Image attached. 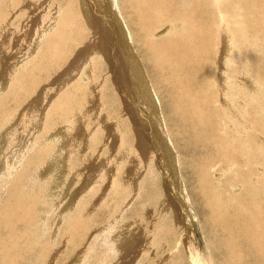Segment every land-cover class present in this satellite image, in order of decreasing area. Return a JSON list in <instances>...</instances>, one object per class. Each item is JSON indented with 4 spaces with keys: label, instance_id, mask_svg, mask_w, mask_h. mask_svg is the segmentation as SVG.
Instances as JSON below:
<instances>
[{
    "label": "rangeland",
    "instance_id": "rangeland-1",
    "mask_svg": "<svg viewBox=\"0 0 264 264\" xmlns=\"http://www.w3.org/2000/svg\"><path fill=\"white\" fill-rule=\"evenodd\" d=\"M12 1H14L16 5L14 6L15 8L13 9L14 11H12V13L10 11H8L9 13L6 12L7 19L5 20L7 21L5 24L7 25V27L6 25H4L7 28L6 33L4 35V33L0 32V35L2 37L4 36L3 38L0 37V98L9 96L11 93L10 90H13L15 86L17 88L20 87L19 89H21L22 87L23 89L24 86L26 87L27 85L25 89L29 88L30 90L27 89L29 93L27 91H25V93H22L24 91H21L19 94V98L22 99L25 97L24 95L27 94L23 101L19 99V102H23L21 103V105L24 104L23 106H20V108H22L20 109V111L17 112L16 109L11 110V107H16L15 102H12L11 107H5V110L8 112V114H10L6 117V125L7 123H9V125H5L6 127H9V130L2 129L3 131H0V134L2 133L0 136V216H2L3 212L6 211L5 209L6 207H8L7 204H9L7 203L8 201L12 202L14 199H16L17 201L15 200L13 202H19L16 196L14 197V195H12L13 193L18 195V198L21 197L19 199L21 201H23V197L26 198V196L28 197L29 194H32V199H35V202L33 200V204H35V207L32 206V209L34 210L29 211L28 214L23 213V211H20V213L16 214V216L19 215V218H17V221L11 223L12 226L15 223L13 229L15 228L16 223H19L18 219L23 223L20 222L16 226L17 229H15L12 234L11 232L13 229H10V227H8V231L0 227V235L4 240V245L7 243L6 245L8 246L10 243L15 241V238L12 241V236H14V233H17L16 235H18V238H16L17 242H15L17 244L12 243V246L10 244L7 247V249L10 250L9 256L7 254V259L5 257L4 263L0 262V264H6L5 262H8L7 264H198L194 261L195 256H201L202 253L204 254L203 260L207 262H200L199 264H208L209 261L212 264H227L226 262H228V260L225 249L220 248L217 243V237L215 238V235L213 233L212 235L210 232L211 230L209 224L207 223L208 215L204 210L206 209V206L204 207L203 205H201L203 203L201 202L200 198H198L197 201L194 192V185H196L199 177V173L197 172L199 171L198 167L202 162V160L198 158L200 150L196 146H192L193 149L191 147L188 148L187 145L184 144L179 137L174 139L172 138L173 135H170L169 131L171 129H174L172 128L173 126L169 127L165 111H163L164 106L161 99L163 96V87L160 82L156 81L154 69L150 65L146 64L143 60L145 59V55L146 53H148V51L142 48V44L138 40L139 36L136 35V32H133V40L138 49L137 50L135 47L136 54L138 56L142 71L145 74L146 78H148V85H151L149 86L150 91L156 97L157 110H160L161 115L159 111L158 113L160 115L161 121L164 123L162 125L163 130L165 128L164 133L161 127L156 128L158 138L152 136L154 127V125L152 124L153 118L149 115L150 113L147 110L146 103L141 102L139 99L144 98V96H140L139 94H137L139 90L135 89L133 78L134 76L130 72L131 66L129 62H127V59H125V57L118 56L117 61L121 62L120 64H118L113 56V51H117L124 56L125 54L119 49L120 41L118 43L115 32L117 31V20L112 13L111 15L113 21H108L106 17L110 15V12L108 10L105 11L106 9L103 8L100 9L99 4L97 6L93 2V0H87L88 11L91 17L92 15L101 16L99 23L91 27L87 22V26L86 24H84L81 27L82 32L85 35H83L81 38H78L77 40L74 39V41H72V43H70L69 45H65L67 48H65V46H62L61 44H59L60 42H58L59 45H57L56 48V41H52V34H55V32L58 30V26L56 29L55 26L60 22L58 20H62V16H64L63 14L66 8L64 3H62L60 0H18V2L17 0ZM118 2L123 15L126 16L130 11V8H128V6L124 3V0H118ZM52 13H54L53 15L55 16H51ZM42 15H45V18L42 17ZM164 17L172 18V15L167 14ZM119 18H121V20L124 19L121 17L119 11H117V19ZM254 19L256 18H253V21L251 20L252 23L254 22ZM8 20L9 25L13 22V24H11L10 26H13L12 28H14L16 31L14 29L10 30L11 28L7 24ZM165 21L166 20H164L163 22ZM124 22L127 28V32L130 36L131 34L129 25L125 20ZM225 22H227V20H225ZM225 22L220 20V18L218 20V28L220 29V33L217 34V37L220 41L216 39L217 45L215 47L216 49L214 50L215 55L212 56V58H214L213 62L216 61L217 57L219 59V54L222 55L225 45V43L223 42L225 41L226 45H231V47L229 46L231 51L232 49H235L242 55H250L248 46L245 47L246 51L245 48L239 47V42H244V40L232 37L231 32L227 30L228 28H226ZM51 24L52 26H49ZM79 24L81 25V22ZM47 25L48 29L45 28ZM167 26L168 23L163 24L159 28H156L154 34L157 38H160L167 34ZM108 27H111L109 31L113 32L110 33L109 39L107 38L102 40L100 32L102 33L107 31L106 29H109ZM49 29H53V31H50ZM252 30H255L254 26L252 27ZM43 31L46 33V35L50 34L48 36H50L51 39H49L50 37H45L46 35ZM48 31L51 33H49ZM258 33L264 34V31H259ZM254 37L256 36H251V39ZM43 38L46 39L43 40ZM129 39L132 43V46H135L133 40L130 37ZM233 39L235 40L233 41ZM103 41H105L104 44L101 43ZM46 42L47 44L48 42H50L49 44L51 45L48 44L49 47L52 46V52L50 51L51 53L48 52L49 48H43L47 45ZM231 42L235 43L233 44ZM43 43L46 45H44ZM99 43H101V45H99ZM236 43L238 45L237 47L235 45ZM90 44H92L93 47L99 46L100 50L107 47V51H110V53L112 52L111 54L106 52L105 60L102 56V67L100 69L96 66L97 57L95 55L99 57V60L100 56L99 54H96V52L92 54V52H94V49H92L91 51L92 47L89 46ZM232 45L234 47H232ZM250 45L255 46L256 44L254 45V43L251 42ZM258 45L262 49L264 48L263 42ZM219 46L221 47L220 50H222V53L219 50ZM59 48H64L66 50L62 49L63 51H65L63 52ZM70 48L71 50H68ZM41 49H43L42 51H44L42 52V54L40 52V54L44 56V58L42 59V61H44H41L42 65L39 64L34 66L40 60H37V58H40V54L38 51H41ZM45 50L47 53L45 52ZM240 50H243L248 54H245V52ZM1 51H3V53ZM56 51L62 53L60 58L64 57V55L66 56L62 58L63 60L61 59V61L58 63L57 60H54L56 59L55 57H57ZM35 52H37L39 55ZM54 52L56 53L54 54ZM80 52L83 53L81 54ZM44 53L48 54L49 56L44 55ZM226 53L228 54V50L226 51ZM90 54L92 55L91 59L93 58L92 61L97 68L96 69L92 66L94 77L92 73L86 71L88 66L86 65L87 62L84 61V59L86 60L87 57L90 56ZM46 59L47 61L49 59V61L47 62ZM52 59L53 61H56L55 64L61 63V65H54L55 68L50 71V68L48 66L51 65V63L49 62H53ZM91 59L88 61H91ZM74 60L75 63L79 62L77 63L78 65L72 64ZM226 61L228 62V58H225V62ZM83 62L86 63H84L83 65ZM21 63L23 65H21ZM26 63H29V65H26ZM46 63L49 64L46 65ZM261 64L263 65H260V67H258L260 70L256 69V71L252 73L251 77L248 76L253 86L250 84L249 87L248 83L243 84V74H240L239 78H241L238 79L237 84H235L236 87L232 86L231 88L233 89L231 91L232 93L230 92L228 94L227 91L229 90V88H225V93H227L229 98L228 100L227 98L224 100H227L226 102L228 103L220 101V105L221 103H224L229 111L230 108L228 107V104L230 103L232 104H230L232 107L234 106V111H237L244 105V107L248 110L247 117H259L255 115L256 112L251 111L253 107L250 105V103H253V99L256 98V104L254 108L257 107V110L264 109V84L262 83L264 82V54ZM6 65L8 67H6ZM43 65L44 67H42ZM79 65L80 68H78ZM81 66L84 67L82 68ZM213 66L217 67V64L213 63ZM71 67L72 69H70ZM121 67L122 69H120ZM47 68L49 69L46 70ZM34 69L37 71L34 72ZM79 69L83 73L81 71H78ZM225 69L226 68L224 66L223 74H226ZM47 71L49 72V74ZM70 71L71 74L69 73ZM22 72H25L24 75L22 74ZM45 72L46 74H48L47 77L45 76ZM52 72L55 73L53 74ZM42 73L43 75L45 74V77L42 75ZM75 73L78 74L75 80H70L68 76H76ZM128 73L131 75H128ZM258 73L261 75H259ZM31 75H33L34 77L32 81H30V78L32 77ZM36 75L38 78L36 77ZM90 75L92 76L90 77ZM23 76L25 79H21L23 78ZM27 76L28 78L30 77L29 79H27V81L29 82L26 81ZM236 76H230V81L234 82L236 80ZM51 77L52 79H50ZM48 78L52 81L50 82ZM20 79L23 81H21ZM19 80L20 85L22 84L21 82H23L22 85L24 86L16 85ZM35 80H37V82ZM78 80H80V82ZM72 82H76V84H73ZM77 82L79 83L77 84ZM255 83L257 86L255 85ZM71 84L72 86H70ZM28 86H31V88ZM73 86L74 88H71ZM77 86L82 87V90L80 88L75 90ZM237 86L239 88H237ZM241 86H244L245 88H242ZM9 87H12L13 89H10ZM32 87H34L33 92ZM56 87L59 88L57 89ZM218 88L219 87L217 86V89ZM241 88L242 90H240ZM254 88L256 89L254 90ZM61 89L65 90V94L67 97H69V95H72L71 98H75L74 94H71V92L74 93L76 91L80 96V93L78 92L82 91V93L84 92L83 99L81 95V98H79V100H76L78 98L72 100L74 104L71 103V105L73 106H71V109H73L70 110L71 114L66 115L64 113L63 116H59L58 114L62 112L57 109L56 111L54 110V115H48V113L52 109H54L53 107L56 106L51 104H54L52 102H55V104H57V96L59 97V93L62 94ZM234 90L235 92H233ZM253 90L255 92H253ZM247 93H249L250 97L254 93V95L256 94V97L252 96L253 99L252 97L248 99ZM21 95L22 97H20ZM30 99L32 101V104L30 103ZM36 99L39 101H37ZM80 99H82V101ZM28 105L30 106V108ZM33 105H35L36 107ZM2 107L3 106H1L0 111H2ZM38 108H40V111ZM234 111L231 112L229 116H231ZM14 113H16L14 115L16 117L14 118L13 116L15 120L12 118L11 121V117ZM229 116V120H234L236 118L235 116V118ZM246 119L240 120L242 121L241 123L237 120L232 121V123L235 122L236 125L239 123L245 124L248 123ZM229 120L227 118L224 120V128H227L228 124L231 123ZM261 120L262 119L259 117V120L255 125L256 129L252 130L249 128L250 130L248 129L247 131H249L250 133H247L246 131V133L244 134V136L251 138L250 140H252L253 143H255V145L259 147L256 150V153L259 152L260 155H255L256 153H250L249 158L244 155L242 156L244 159L241 158V162H244L247 159H250L253 162V167L251 169L253 173L249 176L254 191L253 194L257 193L256 195L264 198V191L260 189V187H264V139H262L264 138V124H260ZM68 121H70V123ZM2 123L3 122L0 123V126L2 125ZM248 124L250 125V123ZM56 126H59L60 128L58 127L57 129ZM55 127L56 129H53ZM137 127L139 130L141 129V132L137 130ZM52 129L53 132L50 134V131H52ZM62 129L63 131H65V133H63ZM66 129L69 130L66 131ZM257 129H259V134L262 135V137L257 132L255 133ZM238 130L241 131L242 128L238 127ZM161 133L163 137L168 141L164 144H167L170 148V158H176V169L173 168V162L170 161V171L166 168L167 165L162 159V153L164 149L163 146L160 145L161 135L159 134ZM247 134L251 135L247 136ZM67 136L68 138H66ZM98 136H100L99 139ZM233 138H235V135L233 136ZM177 139H179V141ZM23 141L25 143H23ZM40 142L42 145L40 144ZM48 142H50L51 146ZM1 144L4 146H1ZM23 144L24 146H22ZM44 144L46 145V147L48 145L49 148L47 147L46 149V147L43 146ZM140 144L143 145L141 146ZM37 145H39L40 147ZM35 152L38 155H41L40 159H36V156L38 155H36ZM192 153L195 154L193 155ZM44 154H46V156ZM34 155L36 158L34 157ZM192 155L200 159V161H196L195 165L189 163L192 162V158L190 160V157H192ZM42 156L44 157L42 158ZM58 158H61L62 161L65 160L62 162L63 164L59 161ZM29 159H31V161ZM16 160L17 162H15ZM55 160H58V162H56ZM28 161L29 163H27ZM255 161H258L259 163ZM30 162H32V165ZM33 162L39 164L37 165L36 163H34V165ZM49 162H52L53 165L52 163L49 164ZM29 166L31 167L29 168ZM234 167H236L235 170ZM246 167L247 168L243 169L241 168V166L232 167L231 164L226 166L220 163L215 168L217 172L215 170V173H208L209 178L212 182H215V178H217V180L219 179L218 181H221L219 186L216 183L214 184L215 190L220 194V201L223 200L221 201V203H225V201L227 202L228 200V204L225 203L227 204L226 206L228 208L235 209L234 204L238 206L239 201L241 200L240 197H245L248 192V187H246L247 184L241 179V174H245L250 170L248 168L250 167L249 164H247ZM211 168L210 171L213 170V168ZM235 172L239 174V176H237L236 178L233 177ZM260 174H262V176ZM253 179L255 181L257 180V182H255ZM257 183L260 186H258ZM180 184L182 186H180ZM259 190L263 191V193H260ZM20 193L23 195L20 196ZM24 193L26 194L24 195ZM233 198L236 200H234ZM25 201H29V203H31L32 200L24 199V205L30 207L29 205L25 204ZM37 201L43 203H38ZM67 201L69 202V205H67ZM186 209L190 212V214H187ZM30 213L32 215L34 214V216L32 217ZM81 217H83V219H80ZM77 222H79V226L77 225ZM31 224H33L34 228ZM28 225L29 227H27ZM3 229L4 232L1 231ZM27 230L29 233H27ZM7 233L11 236H9ZM209 233L211 235H209ZM242 240L241 242H243ZM247 240L248 239L245 238L244 241ZM25 251L28 253H25ZM198 252L199 254H197ZM12 254L17 257L15 258ZM17 254L20 255L18 256ZM12 256L13 258H11ZM13 259L15 260L13 261ZM245 262L251 261L246 260ZM240 264H243V262H241Z\"/></svg>",
    "mask_w": 264,
    "mask_h": 264
},
{
    "label": "bare ground",
    "instance_id": "bare-ground-1",
    "mask_svg": "<svg viewBox=\"0 0 264 264\" xmlns=\"http://www.w3.org/2000/svg\"><path fill=\"white\" fill-rule=\"evenodd\" d=\"M60 1L62 3H64L66 8L64 10V14H63L64 16H62L63 17L62 20L60 19L61 18L60 17L59 18L60 20H58L60 22L56 26L53 25V26H55V29L58 26V30L57 31L55 30L56 31L55 34H52L53 35L52 36V41L53 40L56 41V48H57V45H59V44H61L62 46H65V45L67 46L70 43H72V41H74V39L77 40L78 38H81L83 35H85V34H83L82 29H81L82 25L86 24V26H87V22H88L90 24V26L93 27L94 25L99 23V20L101 18V16H99V15L98 16L97 15L96 16L92 15V17H91V15L89 14V11H88V1L87 0H60ZM17 2H18V0H17ZM93 2L97 6L99 4V8L100 9L103 8V9H106L105 11L108 10L110 12V15L108 17H106L108 19V21H113L111 13L114 15L115 19L117 20V31H115V32H116V36H117V39H118V43L120 41L119 49L125 54V56L120 54V53H118L117 51H113V56H114V58H115V60H116V62L118 64L121 63L120 61H117L118 60V56L125 57V59H127V62H129L130 66H131L130 72L134 76L133 78H134L135 89L139 90V92H137V94H139L140 96H144V98H139V99H140L141 102L146 103L147 110L150 113L149 115H150V117L153 118L152 121L154 123L152 122V124L154 125V127H153V135L152 136H154L155 138H158L156 128H158V127L162 128V125L164 123L161 121V118H160V115H161L160 110H157L156 97L150 91L149 86H151V85H148L149 84L148 81H147L148 78H146L145 74L142 71L141 65L139 63V59H138V56H137L136 50H135L136 45H135L134 40H133V32H136V35L139 36L138 40L141 42L142 48L148 51V53H146V55H145V59H143V60L145 61L146 64L150 65L154 69L156 81L160 82L162 84L163 96H162L161 99L163 101L162 103H163V106H164V110L163 111H165L166 119L168 121V122L167 121L166 122L169 124V127L173 126L172 128L174 129V130L171 129L169 131L170 135H173L172 138H174V139L179 137L180 140L184 144H186L188 148L189 147L192 148V146H196L200 150L199 151L200 153L198 154V158H200L202 160V162L200 163V165L198 167L199 171H197L199 173L198 181L196 182V185H194L195 188L194 187L193 188H194V192H195V196H196L197 201H198V198H200L201 202L203 203L201 205H203L204 207L206 206V209H204V210L207 212V215H208L207 223L209 224V227H210V230H211L210 231L211 234L213 233L215 235V238L217 237L216 238L217 239V243L220 246V248L221 249H225V252L227 254V260H228V262H226V263L227 264H240L241 262H243V264H264V198H262L261 196L256 195L257 193L253 194L254 191H253L252 183L250 182L251 179L249 177L253 173V171L251 170L252 167H253L252 166L253 162L250 159H247V158H249V154L250 153H256V150L259 147L257 145H255V143H253L252 140H250L251 138H248V137L244 136V134L246 133V131L249 128L252 129V130L256 129L255 125L257 124V122L259 120V117L262 119L260 121L261 122L260 124H264V120H263L264 119V109L257 110V107L254 108L255 104H256L255 103L256 102L255 101L256 98L253 99V97L256 95V94L254 95V93H253V95H251V97L253 96L252 99H253L254 102L250 103V105L253 107L252 110L251 109L250 110L252 112H256L255 115H257L259 117H251V116L247 117L248 110L244 107V105L240 109H238L237 111L236 110L234 111V109H233L234 106L232 107L231 106L232 104L229 102L231 104V105L228 104V107L230 108V111H229L227 106L224 104L229 98L227 93H225L226 89L229 88V90L227 91L228 94H229L233 90V89H231L232 86H235V84H237V82H238V79L241 78V77L239 78V75L243 74V77H244V79L242 77L243 84L248 83V85L250 87L251 80H250V78L248 76L251 77L252 73H254L256 71V69H259L258 67H260V65H263L261 63H262V58H263V54H264V48L262 49L258 44H261L262 42L264 43V36H263L264 34L261 33L262 34L261 35L258 32L259 31H264V0H239V1H237V0H124V3L128 6V8H130V11L128 12V14L126 16L123 15V13L121 11V8L119 6L118 0H95V1L93 0ZM15 5H16V3H14V1H12V0H0V32L4 33V35L6 33V30H7V28H6L7 25L5 24L6 21H7V20H5V19H7L6 18V12L10 11L12 13V11H14L13 9L15 8L14 7ZM17 5H18V3H17ZM22 11H23V9H22ZM117 11H119V13L121 14V17L124 18L123 20H121V18L117 19ZM53 14L54 13H52L51 16ZM164 14H166V15L170 14V15H172V18H165L164 16H166V15H164ZM44 16L42 15V17H44ZM53 16H55V15H53ZM7 17H9V16H7ZM102 17H103V15H102ZM163 17H164V19H163ZM219 18H220V20H222L224 22H225V20H227V22H225V25H226V28H228L227 30H229L231 32V36L232 37H236L238 39L240 38V39L244 40V42H241V43L239 41H242V40L238 41L239 42V47L240 48H245V47L248 46L250 55L251 54H254V55L245 56L244 54L243 55L240 54L235 49H232V51H231L230 50L231 45L229 44V46H230L229 47L228 45H226V41H225V42H223V43H225L224 48H223V53H222V50H220L221 47L219 46V50L221 51L223 56L219 54V59L217 57L216 61L213 62L214 58H212V56L215 55L214 54V50L216 49L215 47L217 45L216 39L218 40L217 34L220 33V31H219L220 29L218 28V26H219V23H218ZM253 18H256V19H254V22L252 23L251 20L253 21ZM9 20H8L7 24L11 28L10 30H12L14 28H12L13 26L11 27L10 25L13 24V22L10 23V25H9ZM124 20L129 25L130 34H131L130 36H129L128 32H127V28H126ZM164 20H166V21L163 22ZM53 21H54V19H53ZM53 21H51V22H53ZM43 22H45V21H43ZM80 22H81V25L79 24ZM166 23H168L167 30H166L167 34L162 36V37H160V38H157L156 35L154 34L156 28H159L160 26H162L163 24H166ZM105 24H107V23H105ZM4 25H6V27ZM14 25H15V23H14ZM112 25H113V23H112ZM29 26H31V25H29ZM49 26H52V24L49 25ZM75 26H77V27H75ZM253 26H254L255 30H252ZM47 27H48V25L45 28L48 29ZM15 28H16V26H15ZM50 28H54V27H50ZM110 28L106 29L107 31H105V32H102V33L100 32L102 40L103 39H107V38L109 39L110 33L113 32V31L112 32L109 31ZM15 31H13V32H15ZM50 31H53V29L50 30ZM93 31H94V29H93ZM49 33H51V32H49ZM84 33H85V31H84ZM45 35H46V33H45ZM48 35H50V34H48ZM48 35H46L45 37H50ZM251 36H256V37L251 39ZM0 37H2V36L0 35ZM40 37H41V35H40ZM101 37H100V39H101ZM129 37L133 40V43H134L135 46H132V43H131ZM45 39L43 38V40H45ZM49 39H51V37ZM224 39H226V38H224ZM15 40H16V38H15ZM234 40L235 39H233V41ZM11 41H12V39H11ZM49 41H51V40H49ZM98 41H97V43H98ZM218 41H220V40H218ZM58 42H60V43L58 44ZM251 42L254 43V45L255 44L256 45L255 46H251L250 45ZM49 43L50 42H48V44ZM101 43L104 44L105 41H103ZM101 43H99V45H101ZM231 43H233V42H231ZM46 44H47V42H46ZM46 44H44V45H46ZM48 44L45 47H43V48H49V50L48 49L47 50H48L49 53H51L52 52V50H51L52 46L49 47V45H51V44H49V45ZM75 45H76V43H75ZM235 45H236V47L238 46L237 43ZM66 46H65V48H67ZM89 46L92 47L91 51H92V49H94V52H92V54L96 52V54H99V56H100V60H99V57L97 55H95L97 57L96 66H97V68L100 69L102 67L101 66V64H102L101 63L102 56L104 57V60H105L106 59V57H105L106 52L110 53V51H107V49H106L107 47H105L102 50H100L99 46L98 47L97 46L93 47L92 44H90ZM232 47H234V46L232 45ZM59 49H61V48H59ZM62 49L66 50L64 48H62ZM62 49H61V51H63ZM136 49H137V47H136ZM237 49H239V48H237ZM42 50L43 49H41V51H38L39 54H40V52H41V54H42V52H44ZM68 50H71V48L68 49ZM227 50H228V54L226 53ZM36 51H37V49H36ZM240 51H243V50H240ZM245 51H246V48H245ZM245 51H243V52H245ZM1 52L3 53V51H1ZM45 52H46V50H45ZM56 52H54V54ZM63 52H65V51H63ZM66 52H68V51H66ZM35 53H37V52H35ZM41 54H40V58H37V60L38 59H40V60L34 66L41 64V61L44 58V56L41 55ZM61 54L62 53L57 52V57H55L56 59H54V60H57V63L60 62L62 58L66 57L64 55V57L60 58ZM245 54H248V53L245 52ZM44 55H48V54L44 53ZM52 55H53V53H52ZM0 56H1V54H0ZM34 57H35V55H34ZM91 57H92V55L90 54V56H88L86 60L84 59V61L87 62L86 65L88 66V68L86 67L87 68L86 71L87 72L89 71V73L93 74L92 66L94 68H96V67H95V65H94V63L92 61L93 58L91 59ZM2 58H3V56H2ZM225 58H228V62L227 61L225 62ZM90 59H91V61H88ZM29 60H30V58H29ZM0 61H1V59H0ZM28 61H26V62H28ZM46 61H47V59H46ZM48 61H49V59H48ZM50 61H51V58H50ZM52 61H53V59H52ZM55 62L56 61L49 62V63H51V65L48 66L50 68V71L55 68L54 65H56V66L57 65H61V63L60 64H55ZM86 62H83V65ZM29 63H31V62H29ZM29 63L28 64L26 63V65H29ZM49 63H46V65H48ZM77 63H79V62L75 63V60H74V62L72 64H77ZM213 63L217 64V67L213 66ZM21 65H23V64L21 63ZM224 66L226 68L225 71H226L227 75L223 74ZM6 67H8V66L6 65ZM42 67H44V65ZM49 68H47L46 70H48ZM78 68H80V65H79ZM62 69H64V68H62ZM70 69H72V67ZM120 69H122V67ZM33 71L35 72L37 70L34 69ZM38 71H40V70H38ZM78 71H81V70L79 69ZM81 72H79V73H81ZM262 72H261V74H262ZM24 73L25 72H22L23 75H24ZM69 73L71 74V71ZM72 73H73V71H72ZM129 73H128V75H131ZM33 74H35V73H33ZM45 74H46V72H45ZM48 74H49V72H48ZM48 74H46L45 76L47 77ZM261 74H259V75H261ZM42 75H43V73H42ZM77 75L78 74H76V76L71 75V76H68V77H69L70 80H73V79L75 80ZM244 75H246V76H244ZM31 76L33 77V75H31ZM38 76H40V75H38ZM84 76H85V74H84ZM91 76L92 75H90V77ZM230 76H236V80L234 82H231L230 81ZM32 77L31 78L29 77L30 81H32L34 79V77L33 78ZM36 77H37V75H36ZM49 77H50V75H49ZM52 77L50 79H52ZM93 77H94V74H93ZM254 77H253V80H254ZM29 78L27 76L26 81ZM81 78H82V76H81ZM21 79H25L24 76ZM255 79H257V78H255ZM20 80H19L18 83L16 81V83H17L16 85L21 86L23 84V82H21L22 84L20 85ZM242 80H240V81H242ZM21 81H23V80H21ZM35 81L37 82V80H35ZM39 81H40V79H39ZM51 81L52 80H50V82ZM78 81L80 82V80H78ZM27 82H29V81H27ZM36 82H35V85H36ZM79 82H77V84ZM74 83L76 84V82H74ZM262 83L264 84V82H262ZM33 84H34V82H33ZM243 84H240V85H243ZM246 85H244V86H246ZM251 85L253 86V84H251ZM255 85H256V83H255ZM13 86H15V85H13ZM22 86H24V85H22ZM70 86H72V84ZM217 86L219 87L218 89H217ZM238 86H237V88H239ZM244 86L243 87L241 86V87L245 88ZM26 87H27V85H26ZM26 87L24 86L23 89H22V87H21V89H19L20 87L17 88L16 86L14 87V89L12 87L11 88L9 87L10 89H13V90L9 89L11 91V93L8 91L10 93V95L0 98V108H1V106H3L2 107V111H0V123L3 122L2 125L0 126V131L2 129H8L9 128V127H6V126L9 125V123H7V125H6V122H7V118L6 117L10 113L8 114V112L5 110V107H7V108H8V106L11 107L12 102H15L16 103V107L15 108L11 107V110L16 109L17 112L20 111V109H22V108H20V106L24 105V104L21 105V103H23L22 101L26 97L27 94L24 95L25 97L23 96L24 97L23 99L19 98V94H20L21 91H24L22 93H25V91L28 92L27 89H29V88L25 89ZM28 87L31 88V86H28ZM215 87H216V89H215ZM226 87H228V88H226ZM33 88L34 87H32V92H33ZM71 88H74V86L71 87ZM78 88H80L82 90V87H78V86L75 88V90H77ZM242 88L240 90H242ZM255 89L256 88H254V90ZM2 90H6V89H2ZM254 90H253V92H255ZM63 91H64V93H63ZM233 92H235V90ZM9 93H6V94H9ZM65 93H66L65 90H62V94L59 93V97L57 96V100H56L57 104H55V102H52L54 104H51V105H56V106L53 107L54 109H52V110L50 109L51 111L48 113V115L49 114H53L54 110L56 111L57 109H59L60 112H62V113L58 114L59 116H61V115L63 116L64 113L66 115L67 114H71L70 110H73V109H71V106H72L71 103H73L72 100L75 99V98H78L76 100H79V98H81L80 97L81 95H82V99H83V95H84V92L82 93V91H80V92H78V93H80V96H79L77 94V92L75 91L74 93L71 92V94H74L75 98H71L72 95L71 96L69 95V97H67ZM157 93H155V94H157ZM247 94H248V96H247L248 99L251 98L249 96V93H247ZM247 94H245V95H247ZM20 97H22V95ZM226 98H227V100H224ZM19 99H21L22 101L19 102ZM82 99H80V100L82 101ZM30 101H31V99H30ZM37 101H39V100H37ZM81 101H80V103H81ZM220 101L224 102V103H221V105H220V103H219ZM30 103L32 104V101ZM226 103H228V102H226ZM75 104H76V101H75ZM245 105H246V103H245ZM33 106H35V105H33ZM47 107H49V106H47ZM29 108H30V106H29ZM38 109L40 111V108H38ZM232 109H233L234 113H232V115L229 116V114H231V112H233ZM31 110H32V108H31ZM158 111H159L160 115H159ZM15 114L16 113H14L12 115L11 121H12V118H13V116ZM21 115H22V111H21ZM228 116L229 117H234L235 116L236 118L234 117L235 118L234 120H229L230 118H228ZM15 117L16 116H14V118ZM226 118L231 123L228 124L227 128H224V126H225L224 120ZM244 119H246L248 121V123H250V125L248 123L240 124L242 122L240 120H244ZM235 120H237L238 122L240 121V123L237 124V125H236L235 122L232 123V121H235ZM68 122L70 123V121H68ZM143 124H145V123H143ZM56 127L53 128V129H56ZM58 127H57V129H58ZM62 127H64V126H62ZM238 127L242 128V130L239 131ZM53 129H52V131H50V134L53 132ZM67 130H69V129H66V131ZM137 130L139 132H141V129L139 130L138 127H137ZM162 130H163V128H162ZM62 131H63V129H62ZM62 131H61V133H62ZM164 132H165V128L163 130V133ZM256 132L259 134L260 133L259 129H257L255 131V133ZM63 133H65V131H63ZM247 133H250V132L247 131ZM1 134H0V136H1ZM61 135H63V134H61ZM159 135H161V137H160L161 138V144L160 145H162L163 149H164V151L162 153V159L165 162V164L167 165L166 168L169 169V171H170V161H172L173 162V168L176 169V165H177L176 158L175 157L170 158V148H169V146L167 144H164V143H167L168 141H167V139H165L163 137L162 133L159 134ZM234 135H235V138H233ZM250 135L251 134H249V135L247 134V136H250ZM260 136L262 137V135H260ZM63 137H65V136H63ZM99 137L100 136H98V139H99ZM66 138H68V136ZM262 139H264V138H262ZM24 140H25V138H24ZM70 140H66V141H70ZM177 140L179 141V139H177ZM250 142L252 144H254V145H252ZM23 143H25V142L23 141ZM45 143H47V142H45ZM48 143L50 145V142H48ZM40 144H41V142H40ZM180 144H182V143H180ZM263 144H264V142H263ZM39 145H37V146H39ZM140 145L142 146L143 144H140ZM1 146H4V145L1 144ZM22 146H24V144ZM43 146L46 147L45 144ZM47 147H48V145H47ZM47 147H46V149H47ZM141 149H143V148H141ZM157 149H160V148H157ZM194 149H195V147H194ZM95 150H96V148H95ZM36 152H38V151H36ZM15 154H18V153H15ZM36 155H38V154L36 153ZM44 155L46 156V154H44ZM193 155H192V157H190V160L192 158V162H189V163H192L193 165H195L196 161L197 160L200 161V159H198L196 156H193ZM244 155L247 156V158H246L247 160H245L244 162H241V158L244 159L242 157ZM255 155H260V153L258 152ZM40 156L41 155H38V156H36L37 157L36 158L35 155H34V157L37 160L40 159ZM43 157L44 156H42V158ZM50 157H49V159H50ZM60 159H59V161L61 163L63 161H65V160L62 161V159L61 160ZM29 160L31 161V159H29ZM15 162H17V160ZM56 162H58V160ZM255 162H258V161H255ZM27 163H29V161ZM30 163L32 165V162H30ZM34 163H36V162H33V164ZM51 163L49 162V164H51ZM220 163L223 164V165H226V166L231 164L232 167L233 166H239V167L241 166V168H243V169L247 168L246 167L247 164L250 165V167H248L250 170L247 173H245V174L244 173L241 174L242 175L241 176L242 181L247 184L246 187H248V189L247 188L246 189H247L248 192H247L245 197H243V198H242V196L240 197L241 198V200H240L241 202L239 201L238 206L236 204H234V208L235 209H231V208H228L226 206L228 204V200H227V202L225 201V203H227V204H225L224 202L221 203V201H223V200L220 201V194L216 192L215 186H214L215 183L218 184V186H219L221 181H218L219 179L217 180V178H215L214 179L215 182L214 181L212 182L210 180V178H209V175H208V173H213L216 170L215 168ZM20 165H22V164H20ZM52 165H53V163H52ZM30 167L31 166H29V168ZM211 167L213 168L212 171H210ZM49 168H50V166H49ZM235 168L236 167H234V170H235ZM33 169H34V167H33ZM50 170H52V169H50ZM216 172H217V170H216ZM243 172H244V170H243ZM260 175L262 176V174H260ZM237 176H239V174L237 172H235L233 177L236 178ZM257 178H259V177H257ZM172 180H174V179H172ZM255 182H257V180ZM258 182H259V180H258ZM180 186H182V185L180 184ZM258 186H260V185L258 184ZM69 188H71V187H69ZM260 189H262L264 191V187H260ZM26 190H28V189H26ZM263 191H260V193H263ZM68 192H69V190H68ZM25 194L26 193H24V195ZM12 195H14V197L16 196V198L18 199L19 202H15L14 203L13 201H15L16 199H14V200L12 199L13 201L12 202L10 201L11 203L8 201L7 202V203H9V204H7L8 207H6V209L4 208L6 211L3 212L2 216H0V227L6 229V231L9 230L8 227H10V229H13L15 223H14L13 226L11 225V223L17 221V218H19L18 217L19 215L16 216L17 213H20V211H23V213H27L28 214L29 211H33L34 210V209H32V206L35 207V204H33V200L35 202V199H32V197H33L32 194H29V196L28 197L26 196V198H24L22 196L23 197V201L19 200L21 197L18 198V195L14 194V193ZM12 195H11V197H12ZM21 195H23V194L20 193V196ZM10 198H9V200H10ZM24 199L25 200L26 199L27 200L31 199L32 200V202H31L32 205H31V203H29V201L28 202L25 201L26 202L25 204L29 205L30 207L25 206L24 205ZM184 199H186V198H184ZM234 200H236V199H234ZM40 203H43V202H40ZM67 203H68L67 205H69L68 201H67ZM7 208H9L10 210L7 209ZM37 208H39V207H37ZM202 209H203V207H202ZM121 210H122V208H121ZM10 211L12 212V214H11ZM187 214H190V212L188 210H187ZM31 215H30V217H31ZM33 216H34V214L32 215V217ZM83 217H81L80 219H83ZM18 221H19V223L21 222V220H19V219H18ZM21 223H23V222H21ZM27 223H24V224H27ZM78 223L79 222H77V225H78ZM18 224L16 223V226ZM31 225L33 227V224H31ZM16 226L12 230L11 234L14 232L15 229H17ZM27 227H29V225ZM68 227H70V226H68ZM4 229L1 230V231L4 232ZM34 231H35V229H34ZM23 232H26V231H23ZM27 233H29L28 230H27ZM16 234L17 233H14L13 234L14 236H12V241L15 238V241L12 242L14 244H17V243H15V242H17L16 238H18V235H16ZM211 234L209 233V235H211ZM8 235L11 236L10 234H8ZM245 238H247L248 240L244 241ZM241 240L243 242H241ZM3 241L4 240L2 239V236H1L0 237V257H1L0 262L4 263L5 257L7 256V254L9 256V253H10V250L7 249V247L10 244L12 246L13 244L10 243V241H9L10 244L7 246L6 245L7 243L4 245ZM139 242H140V240H139ZM25 253H28V252L25 251ZM197 254H199V252ZM200 254H201V252H200ZM15 255H16V253H15ZM15 255H13V256L15 257ZM17 255L19 256L20 254H17ZM45 255H47V254H45ZM203 255L204 254L202 253L201 256H195L194 261L197 262L198 264L200 262H207V261L203 260ZM13 256L11 258H13ZM6 259H7V257H6ZM14 260L15 259H13V261ZM246 260L247 261H251V262H245ZM5 263L7 264L8 262H5ZM16 264H18V263H16ZM208 264H212V263L209 261Z\"/></svg>",
    "mask_w": 264,
    "mask_h": 264
}]
</instances>
